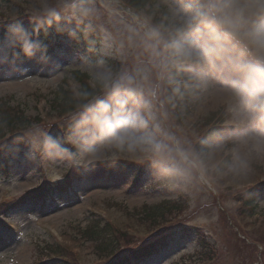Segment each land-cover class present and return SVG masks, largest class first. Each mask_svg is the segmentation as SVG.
Segmentation results:
<instances>
[{
  "label": "rangeland",
  "instance_id": "1",
  "mask_svg": "<svg viewBox=\"0 0 264 264\" xmlns=\"http://www.w3.org/2000/svg\"><path fill=\"white\" fill-rule=\"evenodd\" d=\"M13 2L48 9L60 0ZM182 3L183 0H151L145 8L133 11L159 17L167 5ZM46 41V48L35 58L21 60L8 52L13 44L11 38L0 44V107L6 103L20 107L26 115L40 117L49 130L71 121L73 114L64 116L57 108L56 95L60 96L61 87L79 91L82 85L76 73L83 72L93 82L91 73L101 57L113 67L121 64L115 56H105L102 41L91 55L76 49L70 35L59 43L54 37ZM52 46L54 50L58 48L54 53ZM39 68L41 73L36 71ZM180 102L181 111L193 109L179 122L169 110L170 125L195 149L197 138L206 128V117L213 111L226 110L229 123L242 127L234 135L226 134L206 153L197 149L204 154L205 166L186 187L174 186L153 170L142 172L134 182L137 169L125 172V163L116 166L114 174L104 167L92 171L74 168L66 159L45 157L33 147L8 153L7 166H0V203L6 201L0 204V208L5 207L0 210V264H104L115 254L142 247L165 232H175L179 239L168 249L139 260V264H264V192L252 214L248 206L238 202L234 191L242 171L246 177H253L251 182L264 181V150H257L251 140L264 139V124L240 123L223 93ZM33 137L38 139L40 134ZM233 148L248 161L247 169L233 170ZM228 161L227 170L218 168ZM219 162L222 163L218 165ZM66 180L73 183L68 190L53 191L41 200L48 190L40 187L52 184L50 189H55L58 185L53 184ZM161 202L168 203L156 220L144 214V206ZM96 219H102L101 223L111 221L121 235L114 251H99L97 241L88 235L89 225Z\"/></svg>",
  "mask_w": 264,
  "mask_h": 264
},
{
  "label": "clouds",
  "instance_id": "2",
  "mask_svg": "<svg viewBox=\"0 0 264 264\" xmlns=\"http://www.w3.org/2000/svg\"><path fill=\"white\" fill-rule=\"evenodd\" d=\"M121 3L60 0L47 9L49 25L61 13L76 23L69 29L74 39L83 31L94 44L100 34L105 56L118 58L121 67L105 57L96 61L93 90L76 93L65 138L46 136L42 152L87 171L148 164L174 186L186 187L205 158L170 125L169 106L178 97L223 93L240 123L264 124V0H183L159 17L126 11ZM13 34L29 59L41 53L22 25ZM251 140L264 150V139ZM232 151L233 170L247 169L244 156Z\"/></svg>",
  "mask_w": 264,
  "mask_h": 264
},
{
  "label": "trees",
  "instance_id": "3",
  "mask_svg": "<svg viewBox=\"0 0 264 264\" xmlns=\"http://www.w3.org/2000/svg\"><path fill=\"white\" fill-rule=\"evenodd\" d=\"M124 1L131 6L142 9L146 7L147 3H149L150 0ZM3 3L6 4L4 6H0V41L4 40L7 35H11L14 37L15 50L23 52L19 41L16 42L15 38L18 35L13 34L14 29L16 28V26L22 25L24 29H26L30 34L31 39L34 42H38V40L41 39V37L38 38L40 36L39 24H42L40 22V19H43V16L48 19L47 9H43L41 6H34V8L32 9L22 4L13 5V0L0 1L1 5H3ZM54 22L57 23L60 30L69 31V29L77 28L76 23L73 21L70 24L63 13L60 14V19L58 21L54 20ZM80 28L83 29L84 26L81 25ZM78 36L79 39L73 40L75 42L74 45L76 49H79L80 52L91 55L95 50L98 51L102 41V37L99 34L92 37V39L95 41L94 44H90L89 41L84 38L83 31H78ZM77 77L81 79V82L83 84L82 91L93 90L91 84H88L86 82L85 75H80V73H77ZM187 96L191 95H186L184 97ZM180 98L181 97H178L176 100L180 102ZM56 100L58 102L57 108H61L63 110L62 113L71 112V110L76 109L77 96L73 95L68 89H65L64 87L60 88V96L58 95ZM174 104L175 102L170 105L172 109L174 107ZM177 109H180V105H178ZM177 109L174 110L175 115L178 120H181L182 112H176ZM215 114L216 113L214 112L213 116ZM225 120L223 117H220L219 121H216L208 129H206L201 136H199L196 142L197 149L206 152L210 148L215 147V145L219 141L224 140V136L226 134L231 136L236 133L235 131L238 128L224 125ZM70 123L71 121L65 123V125H61V127L63 126L65 129L69 128ZM49 131L50 130H47V128H45V125L41 123L34 125V121L26 116L24 114V111L20 110L19 108L10 107L7 103L5 105H2L0 107V166H5L7 164L6 154L9 153L10 150L12 151L13 148L17 146L28 147L33 144L37 145L40 143L39 139L41 140V142H43L46 136L54 137L53 131L52 133ZM33 134H40V138L37 139L36 137H33ZM103 169L105 171L111 170L114 172V174H116V166L104 167ZM133 169H137L134 177V182H138L137 180L142 172H146L149 170L152 171L150 165L147 167L133 166L131 169L126 168L124 171L127 172L128 170L129 172ZM261 193L262 188L260 186H254L247 189L245 194L241 195L240 198H242L243 200L246 198L244 205L248 206L250 210L254 211L257 207V202ZM167 203L168 202H162L154 206H145L143 210L144 214L148 215L149 218L156 220L159 214L162 213L161 209L166 206ZM4 209L5 207L0 208V210ZM100 220L101 219H96L93 224L90 223L89 230L87 231L88 235L97 241V247L99 248V251L112 252L116 248L117 242L121 239V235H119V232L117 233V231H115V229L110 225L109 222L101 223L102 220ZM174 236L175 235L171 237L168 236L163 240L154 243L152 246H150V249L147 252L151 253L155 250L166 248L168 245L172 244L173 241L179 239V237ZM111 264H128V262L127 260L120 258L116 262H113Z\"/></svg>",
  "mask_w": 264,
  "mask_h": 264
},
{
  "label": "bare ground",
  "instance_id": "4",
  "mask_svg": "<svg viewBox=\"0 0 264 264\" xmlns=\"http://www.w3.org/2000/svg\"><path fill=\"white\" fill-rule=\"evenodd\" d=\"M7 63V62H6ZM6 67L5 68H8V66H9V63H7V65H5ZM36 71H38V72H40L41 73V69L39 68V70H36ZM37 77V79H38V77H40V76H36Z\"/></svg>",
  "mask_w": 264,
  "mask_h": 264
},
{
  "label": "water",
  "instance_id": "5",
  "mask_svg": "<svg viewBox=\"0 0 264 264\" xmlns=\"http://www.w3.org/2000/svg\"><path fill=\"white\" fill-rule=\"evenodd\" d=\"M121 5L126 9L128 10L127 6H125V4L121 3Z\"/></svg>",
  "mask_w": 264,
  "mask_h": 264
}]
</instances>
